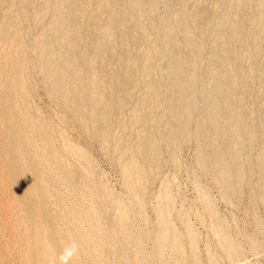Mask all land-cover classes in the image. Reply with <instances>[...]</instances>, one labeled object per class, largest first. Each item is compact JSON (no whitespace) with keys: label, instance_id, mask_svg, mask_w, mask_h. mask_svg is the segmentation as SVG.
I'll return each mask as SVG.
<instances>
[{"label":"bare ground","instance_id":"6f19581e","mask_svg":"<svg viewBox=\"0 0 264 264\" xmlns=\"http://www.w3.org/2000/svg\"><path fill=\"white\" fill-rule=\"evenodd\" d=\"M35 71L82 130L107 147L114 141L122 149L120 160L131 192L141 191L146 179L161 171L165 152L179 165L183 145L193 141L195 163L212 170L224 190L244 194L256 175L250 198L264 202V0H0V121L16 118L0 132V146L7 160L17 157L13 154L18 151V165L27 170L17 177L19 199L36 196L32 205L25 204L30 209L22 215L33 226L31 239L35 231L39 235L37 244L30 240L29 255L36 264H65L61 260L65 254L66 264H83V257L100 251L96 237L86 230L77 235V230L92 224L90 215L95 217L101 207L91 205L88 212L80 203L67 217L57 213L58 203L51 202L53 189H60L58 202L64 207L74 201L81 186L75 185V175L61 172V166L55 169L48 156L42 159L34 142L39 134L33 136L31 128L41 116L30 101ZM17 85L26 91L16 94ZM2 135L17 141L11 145L12 140ZM64 145L72 155L83 156L76 144L65 141ZM85 169L93 171L89 166ZM58 178L62 182L55 185ZM86 188L92 197L103 198L101 206L113 200L118 209L119 229L110 237L121 264L145 256L152 262L155 255L172 256L163 264H187L184 237L169 221L161 220L156 249L147 254L136 219L124 207L120 210L121 198L114 199L103 182L100 193ZM139 196L134 197L136 204H141ZM60 218L64 222L76 218L78 223L73 230L60 226ZM80 242L84 249L77 248ZM125 243L134 246L133 259L127 256ZM236 249L237 254L243 250ZM2 255L0 264H4ZM87 264L100 263L92 257Z\"/></svg>","mask_w":264,"mask_h":264},{"label":"rangeland","instance_id":"374dc122","mask_svg":"<svg viewBox=\"0 0 264 264\" xmlns=\"http://www.w3.org/2000/svg\"><path fill=\"white\" fill-rule=\"evenodd\" d=\"M31 23L33 24V21H31ZM33 73L31 77L32 82H34L33 84L35 91L32 96H30V99H32L30 101L34 106L35 111H40L41 116L39 119L36 118V120H34V126L31 128V131L33 136H35V134L36 136L37 134H39L37 137L35 136L36 139L34 138V142H37L38 147L40 146V157L43 156L42 159L46 160V157L48 156L47 160L49 159L48 161H52H50V163L55 169H58L61 166L59 168L61 172H64L66 174L71 173V176L75 175V185H77L78 187L81 186L83 190V192H81V188H77L75 191L76 194H74V201H68L67 203L63 204L65 205L63 207L62 204L60 205L58 202L62 193L59 191L60 189L57 191L56 189H53L54 185H52V194L54 197H51V202L55 203V205L58 203L59 211L57 213L60 212L61 215L63 214L62 216L67 217V212L75 209L76 205V208L79 209L80 206L78 204L80 203L84 204V210H87L88 212L90 211L89 209L91 205H95V207H97L98 209L99 207H101V211H95V217L92 214L90 215L92 224L88 225V223H86L87 226L84 225L85 227L83 226V228L81 227L78 230L76 229L77 235L80 234V232L86 230L87 232H90L91 235L94 236V238L96 237L95 240L100 251L97 256L90 255V257H83V259H81V261H85H82L83 264H87L88 262H90L92 257H97V260L100 264H121L117 258L118 252L116 251V249H114V241L110 237V235L113 236V234H116L119 229L118 222L120 221H118L117 218L118 209L116 208V206L114 207L115 203L113 202V200H105L103 202V206L105 207L101 206V199L97 198V196L92 197L93 195L87 193L88 188L85 189V187H91V189L93 188L92 190L95 193H100L102 182L108 187L113 196H115L114 199H122L119 200L120 207L122 208L121 209L119 207L120 210L122 211L125 209L124 212L131 211L132 216L134 217V219H136L135 228L136 230L138 228L137 231L139 235L142 236V238H144L145 240V250L147 254H151V252L155 251V241L157 235L162 231L161 226L163 222H161V220H167L169 221L173 229L175 231L177 230V233L184 237L183 246L185 245L184 248H186L185 250H187V264H264V202H254L251 199L253 197L250 198V196H252V193H250V191L252 192V190L257 185L258 177L256 175L253 176L254 178L251 177V179L248 181L250 182V184H247L248 187L246 186L244 194L240 195L235 190L233 191V189L224 190L223 186L215 176L216 174L212 170H203L198 167V164H196L197 158L195 154L196 144L195 142L190 141L186 142L183 145L180 163L177 166L172 162L169 154L165 152L164 155L166 158L164 157L162 161V167L160 168L161 171H158L160 173L157 172L155 174L156 176L152 175L151 177H149V179H146L147 181H145V184L141 191L137 192L138 195H140L139 197H141V204H136L133 200H135L134 197L137 196V193H133L128 190V187L126 185L127 183H125L127 181L123 172V161L120 160L122 149L117 148L114 141L111 142L112 144L110 143L109 147H107L99 137L82 130V128L78 125L76 119L70 114L69 111H66V108L64 107L63 103H61L60 98L54 96L56 98L55 99L50 93V90L48 89L49 85H47L41 74H39L38 71H35ZM18 86L19 88L21 87L23 89L16 88L14 91L16 94L19 93L18 95H21L23 94L25 87H22L20 85H17L16 87ZM8 94L9 93H7L6 95ZM57 98L59 99L58 101ZM7 118H1L0 132L7 129V126L15 123V117ZM45 131L46 133H44ZM42 133L43 135H49H46V137L44 138L42 136ZM2 136L4 137L5 135ZM1 139L2 137L0 136V145L2 144ZM6 139H8L9 141L12 140L9 142L11 143V145L14 144L15 141H17L16 138L11 139V137H6ZM65 141H70L71 143H73V145L76 144L75 147L78 146L76 147V149L78 148L77 150H80V154L83 152V156L87 157L85 158L83 156H74L69 153L67 151V148H65ZM0 148V256L2 253L3 255H5H2L4 264V261H8L9 264H36V260L29 255L30 247L28 245H30V240H35L37 244L38 240L36 239L39 235L37 234L38 232L35 231L34 236H32L33 238H35L31 239L30 231L33 226H30L29 220L22 218L23 212H25V210L29 208L27 206L34 203V201L36 200L34 198H36V196H34V198H26L23 200L22 198L19 199V197L17 196V192L15 191L18 188V178L22 177V175L25 176L27 170L26 168L24 169V167L22 168L21 165H18V162H21L18 157V155H20L18 151L15 152L16 154H13V156L15 155L17 157H12L16 159H10L7 157L8 160H14L15 162L17 161V164L12 161L14 163L13 164L12 162H9L6 159V155L3 154V146H0ZM86 159L88 160V164H86ZM5 161L8 162L6 163ZM7 164L10 166H8ZM16 165L19 167H17V172L14 171L16 170ZM12 166L15 169L12 168ZM85 166L92 167L93 171H87L85 169ZM5 168H10L9 173H7L8 171ZM19 169L20 171H18ZM63 170H65L66 172ZM10 174L12 176L16 174L17 175L12 177ZM60 180L61 179L59 178L56 179L55 182L57 181L59 183L56 182L55 185L61 184L62 180ZM83 183H85L86 185H83ZM253 186L254 188H252ZM94 187L96 189H94ZM170 197L172 199L171 205H169ZM28 200L30 201V203H32L30 204ZM70 202L73 204H69ZM68 205L69 207H67ZM33 210L35 211V209ZM71 220V218H68V220H65L64 222L60 218L57 221L60 226H63V224H65L63 227L71 228L74 230V227L77 225L78 221H76V218L73 219V221ZM141 220L143 222H141ZM147 224L149 227H147ZM88 226L94 228L91 229ZM87 229L90 231H88ZM143 229L144 231L141 232ZM140 233H144V235H141ZM253 241H255L257 245ZM125 246L127 256L129 257L130 255L129 258L133 259V253H135L134 246L133 248L132 244H126ZM237 246H240L243 249L239 254H237L236 252ZM77 248L84 249L83 243L80 242L77 245ZM234 251L235 253H233ZM196 252L198 256L196 255ZM167 256L165 257L167 260L172 257L171 255ZM154 257H152V262L150 261L151 259L149 258V256H145V259L139 258L138 261L134 260L131 261V263L127 262L123 264H161L166 260L165 258L161 259V256L158 255H155ZM88 258L91 259L89 260Z\"/></svg>","mask_w":264,"mask_h":264},{"label":"clouds","instance_id":"9594fccd","mask_svg":"<svg viewBox=\"0 0 264 264\" xmlns=\"http://www.w3.org/2000/svg\"><path fill=\"white\" fill-rule=\"evenodd\" d=\"M67 259H68V254H65V255H62V256H61V260L64 261L65 264H66V262H67Z\"/></svg>","mask_w":264,"mask_h":264}]
</instances>
